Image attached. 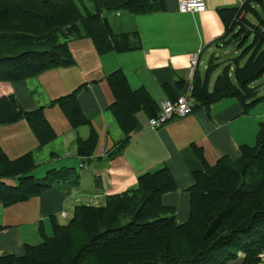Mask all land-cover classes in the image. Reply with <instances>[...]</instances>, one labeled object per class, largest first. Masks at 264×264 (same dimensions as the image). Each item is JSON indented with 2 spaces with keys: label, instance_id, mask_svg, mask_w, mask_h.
Instances as JSON below:
<instances>
[{
  "label": "trees",
  "instance_id": "1",
  "mask_svg": "<svg viewBox=\"0 0 264 264\" xmlns=\"http://www.w3.org/2000/svg\"><path fill=\"white\" fill-rule=\"evenodd\" d=\"M251 2L264 8V0H247L241 7L219 9L221 16L227 12L231 18L221 36L223 45L234 44L242 50L232 59L233 65L221 67L212 86L210 77L220 65L217 56L207 61L202 75L194 72L193 110L231 97L247 113L264 100L258 86L252 85L264 74V20ZM164 8V0H0V32L28 36L32 47L0 57V81H23L47 69L74 64L67 44L70 39L89 38L98 54L140 49L138 31L114 32L104 12L137 15ZM241 11L253 14L258 24L245 15L239 18ZM248 32L253 37L244 47ZM105 80L113 96L108 109L123 132L114 148L118 151L137 129L135 114L144 111L155 116L159 105L144 87L133 89L120 68ZM82 86L51 104L59 106L71 128L89 126L88 136L75 141L77 154L87 157L97 146L98 133L80 106L77 94ZM19 119L28 122L38 147L57 136L42 107L26 111L15 94L1 95L0 124ZM191 150L198 166L191 171L189 215L184 222L176 221L175 207L162 203L164 193L177 189L163 166L140 174L133 186L108 195L102 206L77 205L65 224L53 219L50 236L39 226L41 242L25 244L21 254L1 255L0 264H260L264 252V122L259 123L254 144L240 145L235 159L222 156L209 165L200 146L192 143ZM34 166L31 152L11 158L0 146L2 206L38 196L55 183L77 181L69 168L34 177L30 174Z\"/></svg>",
  "mask_w": 264,
  "mask_h": 264
},
{
  "label": "crops",
  "instance_id": "2",
  "mask_svg": "<svg viewBox=\"0 0 264 264\" xmlns=\"http://www.w3.org/2000/svg\"><path fill=\"white\" fill-rule=\"evenodd\" d=\"M204 2L203 12H180L178 0H164L163 11L149 14L104 12L106 17L109 14L113 17L111 21L107 18L114 32L138 31L140 49L98 54L89 38H79L74 49L85 47L82 50L90 58L84 57V52L80 56L73 53L75 63L70 66L47 69L23 81H0V96L15 94L26 111L42 107L57 135L40 148L25 119L0 124V146L6 154L15 158L31 152L35 166L30 174L37 178L49 170L67 168L77 177V183L71 180L55 183L24 202L8 207L0 203V256L21 254L25 244L42 241L39 226L49 236L53 219L65 224L77 205L102 206L108 195L133 186L140 174L163 166L169 169L177 189L164 193L162 203L175 207L176 221L182 223L189 215L187 189L193 182L191 171L198 166L191 144L202 148L209 165L222 156L235 159L240 145L254 144L259 118L264 122V112L255 115L251 107L243 113L236 99L226 97L156 128H150L149 116L139 111L135 114L137 129L120 150H114L123 132L113 123L116 121L108 109L113 96L105 76L122 69L133 89L144 87L157 103L163 99L176 100L191 91L194 72L202 75L207 61L217 56L214 52L225 46L221 36L231 18L227 12L225 17L221 16L219 9L239 7L236 0ZM251 5L259 6L254 2ZM120 25L125 27L121 31ZM196 54L197 65L191 68L190 58ZM214 80L211 75L210 86ZM82 84L78 100L98 133V146L87 157L77 154L75 141L78 136L86 138L89 127L71 128L57 105L48 106L49 101ZM8 182L15 183V179Z\"/></svg>",
  "mask_w": 264,
  "mask_h": 264
},
{
  "label": "rangeland",
  "instance_id": "3",
  "mask_svg": "<svg viewBox=\"0 0 264 264\" xmlns=\"http://www.w3.org/2000/svg\"><path fill=\"white\" fill-rule=\"evenodd\" d=\"M87 6H88L89 9H93L92 5L90 3H87ZM81 10L83 12V9H81ZM256 10L259 13V15L262 17V19L264 20V8L258 6V7H256ZM107 17L109 18L110 21L113 19L111 14H109ZM246 18L248 20H251L254 24H258V20H257V18H255L253 16V14L247 13ZM122 28H125V27L120 25L119 26V31L123 30ZM252 37H253V33H250V36L248 37V41L244 45V47L251 42ZM70 38H72V37H70ZM29 39L30 38L28 36H24V35H18L17 37H14L13 34L0 32V57L1 56H8V55H15V54H17V53H19V52H21V51H23L25 49L32 48L30 46L31 41ZM78 39L79 38L70 39L67 42V44H68V47H69V49H70L72 54L73 53H77V55L80 56L84 52L82 49H85V47H83L82 49H77V50L74 49V47L77 48L76 42L79 41ZM241 50H242V48L241 49H237L234 44H227L224 47H221L217 51L214 52L217 55V57H218V59H216L215 61L216 62H220V65L212 73V80L221 71V67H223L225 64L232 63V65H233L232 59L237 57L239 55V53L241 52ZM83 56L86 57V58H90L89 55L86 52H84ZM209 57H210V54L207 56L206 60H208ZM73 58H74V55H73ZM74 60H75V58H74ZM241 62H243V59L241 60ZM252 85L253 86L254 85L258 86V89H259L258 95H264V74L260 78H258ZM51 105L52 104L49 101L48 102V106H51ZM57 107L59 108L58 105H57ZM254 107H256V108H254ZM251 111L254 112L255 115L260 114L261 111L264 112V101H260V102L256 103L255 105H253ZM263 117H264V115H263ZM259 119H260V121H262L261 120V116H260ZM113 123H115L117 125V122H113ZM113 123L111 122V124H113ZM49 143H47V144H49ZM47 144H45V145H47ZM45 145H43V146H45ZM43 146H41L40 148H42ZM97 146H98V144H97ZM153 170H155V169H153ZM261 259H262V262L260 264H264V252L261 254Z\"/></svg>",
  "mask_w": 264,
  "mask_h": 264
},
{
  "label": "built area",
  "instance_id": "4",
  "mask_svg": "<svg viewBox=\"0 0 264 264\" xmlns=\"http://www.w3.org/2000/svg\"><path fill=\"white\" fill-rule=\"evenodd\" d=\"M239 7H241L247 0H236ZM206 9L204 0H178V10L180 12H203ZM244 15L241 11L239 18ZM264 34V28H262ZM198 62V55L196 54L189 61V67L195 68ZM159 111L155 116H150L148 125L150 128H156L174 117H184L193 112L194 99L191 91L177 97L176 100L163 99L159 103ZM80 166H84L83 163Z\"/></svg>",
  "mask_w": 264,
  "mask_h": 264
},
{
  "label": "water",
  "instance_id": "5",
  "mask_svg": "<svg viewBox=\"0 0 264 264\" xmlns=\"http://www.w3.org/2000/svg\"><path fill=\"white\" fill-rule=\"evenodd\" d=\"M250 36V32H248L246 35H245V37H249Z\"/></svg>",
  "mask_w": 264,
  "mask_h": 264
}]
</instances>
